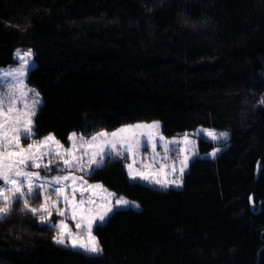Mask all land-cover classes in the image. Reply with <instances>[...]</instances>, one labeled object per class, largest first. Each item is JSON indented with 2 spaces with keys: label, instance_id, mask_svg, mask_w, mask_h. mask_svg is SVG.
<instances>
[{
  "label": "trees",
  "instance_id": "obj_1",
  "mask_svg": "<svg viewBox=\"0 0 264 264\" xmlns=\"http://www.w3.org/2000/svg\"><path fill=\"white\" fill-rule=\"evenodd\" d=\"M19 48L43 99L38 139L143 121L229 139L179 190L133 183L106 159L91 180L140 207L94 228L97 255L57 245L55 228L12 205L0 264H264V0H0V68ZM215 146L198 140L200 155Z\"/></svg>",
  "mask_w": 264,
  "mask_h": 264
},
{
  "label": "snow or ice",
  "instance_id": "obj_2",
  "mask_svg": "<svg viewBox=\"0 0 264 264\" xmlns=\"http://www.w3.org/2000/svg\"><path fill=\"white\" fill-rule=\"evenodd\" d=\"M16 57L17 67H10L7 72L0 69V88L8 90L7 96L0 94V182H2L0 221L9 217L13 204L19 205L21 202L23 210L38 215L41 223L52 215L53 209L59 216H64L65 211L68 210L72 220L75 221L76 228L83 229V231L73 233L61 220L49 225L57 229L54 236L55 242L66 247L70 246L71 249L79 250L83 254H99L102 249L92 234L94 222L103 223L105 217L113 212L114 207L138 209L140 205L123 197L115 199L113 204L114 194L107 193L103 185L88 184L82 175L77 176L75 173L94 175L103 167L106 158L120 157L122 153L133 156L141 146L139 136L144 134L148 136V142L152 144L153 151H155L156 145L152 141L159 128V122L154 121L151 125L122 126L111 132L100 129L93 132L87 140L82 135L78 137L77 133L73 132L67 138L70 142L68 148H65L51 133L39 140H33L35 131L32 118L41 101L39 93L29 89L26 85V77L32 70V50L27 49L24 52L17 50ZM29 92L33 96L31 100L27 99ZM261 102L264 103V101ZM18 104L23 105L22 109L17 107ZM207 134L213 140L219 139L212 131H208ZM220 135L225 138L228 136L227 133ZM159 139L163 141L164 137L160 136ZM22 140L26 143L22 144ZM182 143L188 145L191 141L185 136ZM167 150L165 148L166 152ZM180 151L183 153L186 148ZM216 151H219V148ZM215 154L213 152L211 155L215 156ZM44 157L48 159L45 160ZM53 159L58 161L62 167L50 168ZM188 159V156L184 155L180 161L181 177L187 167ZM42 166L49 171L66 174L55 175L48 180L41 176L39 171L27 170L28 168L40 169ZM163 167L161 166L160 170L154 173L150 170V165L146 166L145 171H136L132 164H128V176L132 181H148L162 188L170 185L180 187L182 180L179 178L170 181L156 178L159 172L163 171ZM172 171L175 173V165H172ZM69 187L72 192L71 197L65 194V189ZM77 192L81 194L79 201L76 200ZM85 192L91 194L87 199L83 197ZM100 193H105V195L101 196ZM53 194L57 197L56 200L51 199ZM30 199L41 201L39 207H32L29 203ZM61 199L66 206L65 209L57 206Z\"/></svg>",
  "mask_w": 264,
  "mask_h": 264
},
{
  "label": "rangeland",
  "instance_id": "obj_3",
  "mask_svg": "<svg viewBox=\"0 0 264 264\" xmlns=\"http://www.w3.org/2000/svg\"><path fill=\"white\" fill-rule=\"evenodd\" d=\"M17 50H20V52H24L27 49L19 48ZM17 50L14 53V59H15L14 64L10 65L8 67L0 68V69H3L5 72H7L10 67L15 68V67L18 66L16 64V58H17L16 57V53H17ZM31 63H32V68H33L34 67L33 52H32V57H31ZM26 85H27V87L29 89H33L36 92H38L34 87L29 85V83L27 82V77H26ZM7 91L8 90H6L4 88H0V94H5V96H7ZM32 98H33L32 93L29 92L28 96H27V99L31 100ZM39 99H40L41 103L36 107V114L32 118L33 119V128L35 126V117H36L38 111L40 110V108L42 107V104H43V99H42L40 93H39ZM17 107L22 109L23 105L22 104H18ZM152 122H154V121H143V122H139V123H135V124H131V125H136V124L151 125ZM126 126H128V125H126ZM120 128H118V129H120ZM118 129H116V130H118ZM208 131L214 132V134H216L219 137V139L213 140L212 137L207 134ZM221 133H226V132L217 131V130H213V129L198 128V129L194 130L193 132H191L189 134H186V135H183V136H175V137H171L170 138V137H165V136L162 135V133H161V123L159 122V128L156 131V133L154 134L153 141H152L156 145L155 151H153L152 144H150L148 142V136L146 134H144V135L139 136V140H140V145L141 146L139 147V149L135 152V154L133 156H128L127 153H122V156H120V157L113 156L111 158H106V159L115 160V161H121L122 164H123L124 170H125V172L127 174L128 179L131 182H133V183H139V184H142V185H144L146 187H149L151 189L158 190V191H168L170 189L179 190L182 187L183 178H184L185 174L188 172L189 164L195 158L212 159V158H215L216 156H218V154L221 151L224 150V147H225V145H226V143L228 142V139H229V134L227 133L228 136H227V138H225L224 136L220 135ZM77 136L79 137L81 135H77ZM82 136L87 140V139L90 138L91 135L90 136L82 135ZM160 136L164 137L163 141H161L159 139ZM185 136L187 137L188 140L191 141V143H189L188 145H184L182 143V141L184 140ZM199 139H204L205 141H208L210 143L215 144L216 145L215 149L212 152H210L209 154H207V155H200V153L198 151V140ZM33 140H39V139L36 138L35 135H34L33 136ZM77 142H79V141H77ZM24 143H26V142L22 140V144H24ZM61 144L65 148L70 147V142L69 141L66 144H64V143H61ZM165 148L168 149L167 152L165 151ZM182 148H186V151L183 152V153H181V151H180ZM217 148H219V151H216ZM213 152L216 153L215 156L211 155ZM184 155H187L189 159H188L187 167L184 169L183 176L181 177V174L179 172V168H180V161H181V159L183 158ZM44 159L47 160L48 157H44ZM128 164H132L133 169L136 170V171H145L146 170V166L150 165L151 166L150 170L152 172H154V173L158 172L160 170L161 166H164L163 167V171L159 172V175L156 178H158V179H160L162 181H165V180L170 181V180L179 178V179L182 180L181 186L180 187H176L175 185H170L167 188H162L159 185H155V184L149 183L148 181H141V180L132 181L129 178V176H128V169H127V165ZM172 165H175V167H176L175 173H173V171H172ZM56 167H62V165H60L58 163V161L53 159L52 164L50 165V168L55 169ZM27 170L28 171H39L41 176L46 177L48 180H51L52 176L66 174V173H63V172H59L58 173V172H55V171H49V170L45 169L43 166L40 169L28 168ZM75 175H77V176H81L82 175L84 180H86L88 182V184H92V185L97 184V182H93L91 180V176L92 175H88L87 173H80V172H76ZM0 186H2V182H0ZM53 187H55V185H53ZM103 188L105 190H107V193L114 194L112 196V200H113V204H114L115 199L119 198L120 196L116 195L113 191L109 190L108 188H106L104 186H103ZM49 191H51V189H49ZM65 194L68 195L69 197H71L72 192H71V188L70 187L65 189ZM90 195H91L90 193L85 192L83 194V197L85 199H87ZM99 195L103 196V195H105V193H100ZM51 199L52 200H56L57 197L53 194L51 196ZM80 199H81V194L79 192H77L76 193V200L79 201ZM125 199H127V198H125ZM127 200H129V199H127ZM29 201L31 203L34 202V203L38 204V206H32V207H37V208L39 207V204L41 202L39 200H31V199ZM57 206L60 207L61 209H65L66 208V206L64 205L62 199L60 200V202L58 203ZM85 206L87 207V205H85ZM127 209H134L136 211L139 210V208L137 209L135 207H118V208L114 207L113 208V212L109 213L105 217L104 222H106V220L115 211L127 210ZM61 220L65 224L68 225V230L69 231H71L73 233H77V232L83 231V229L78 230L76 228L75 221L72 220L70 211H68V210L65 211V215L64 216H59V215L56 214L55 210L53 209L52 210V215L50 217H48L47 220L43 224L51 225V224H54V223H58ZM103 223H101L100 221L94 222L93 227H92L93 236H95L94 233H93L94 228L97 225H100V224H103ZM55 230L57 231V229H55ZM55 235H56V232H55ZM54 242H55V240H54ZM96 242H97V239H96ZM57 245H59V244H57ZM59 246H62V247H65V248H71L70 246L66 247L64 245H59ZM77 251H79V250H77ZM88 255H93V254H88ZM95 255H97V254H95Z\"/></svg>",
  "mask_w": 264,
  "mask_h": 264
}]
</instances>
